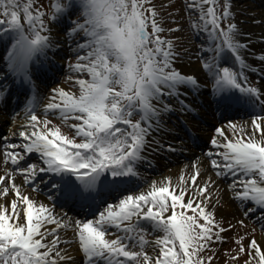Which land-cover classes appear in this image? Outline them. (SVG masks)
<instances>
[{"label": "snow or ice", "instance_id": "obj_1", "mask_svg": "<svg viewBox=\"0 0 264 264\" xmlns=\"http://www.w3.org/2000/svg\"><path fill=\"white\" fill-rule=\"evenodd\" d=\"M43 7L35 0H0V101L13 85L29 93L19 142L0 138L6 169L0 175V264H76L63 247L74 244L82 264H211L217 254L212 245L225 243L223 234L234 227L216 219L224 191L216 181L201 182L204 172L192 162L191 174L182 172L175 183L165 177L136 191L147 183L140 169L151 166L148 153L176 151L158 140L148 147L162 117L174 110L169 101L187 111L181 96L202 88L175 66L181 54L169 36L183 28L166 29L153 0H50L48 12ZM184 10L193 38H201L195 55L217 111L251 110L250 130L249 122L230 119L214 127L204 170L229 181L231 199L264 232V92L249 86L246 75L264 69L244 59L248 45L236 39L230 0H223L222 11L219 0H189ZM53 25L65 40L53 39ZM65 43L74 57L64 81L72 82L71 90L51 89L42 111L71 135L40 117L43 97L36 84L48 70L49 51L55 54ZM258 59L264 62V55ZM15 174L53 206L25 194L13 182ZM54 206L78 207L83 215L56 214ZM244 239L235 240L231 260L246 255L244 264H264L260 243L253 236L245 246Z\"/></svg>", "mask_w": 264, "mask_h": 264}, {"label": "bare ground", "instance_id": "obj_2", "mask_svg": "<svg viewBox=\"0 0 264 264\" xmlns=\"http://www.w3.org/2000/svg\"><path fill=\"white\" fill-rule=\"evenodd\" d=\"M260 5L261 4L258 1H256L255 4L250 5L253 12V15L250 16L253 17L254 19V16L258 13V15H256L258 19L256 22L253 23L251 22L248 26H246V30L244 31L245 34L243 38V41H245L243 43L248 45L247 50L243 52L244 59L245 61L249 60L250 63L247 64H249L252 68H256V69H264V62H261L258 59L260 55H264V10L259 9ZM51 35L53 39L55 36H57L55 37V40L59 38H60L59 41L65 40L64 31H61V33H57V34L53 33ZM198 45H199L198 42L193 43L192 50L195 49V47L197 48ZM0 46H2V44ZM2 49L3 48L0 47V55L4 53V51H1ZM63 50H68V45L66 43L60 47V50L57 51L56 54H61ZM180 63L183 67L190 69V74H192V76L198 79V82L201 83L202 88L200 93L188 91L187 95L185 96V98H189V101L185 102L189 106L188 110L182 112L180 110V106L178 104H175L172 107L174 110L171 113L162 117V122L167 120L166 121L167 125L161 123L160 131L153 132L148 137V142H149L148 145L150 146L155 145L154 140H158L162 144L172 145L176 149V151L174 152H168L164 150L152 151V157L148 156L151 162V166L146 168L144 171H141L142 178H146L147 181H151V180L160 181L165 177H169L171 178L173 183H175L176 181L179 180L182 172L186 176L191 174L192 162H196L199 165L201 171L204 172V175L199 178L201 182H203L205 179L209 177L213 179L214 173L211 171L209 172L204 170L205 167L208 165V161L206 160V158L203 155L202 156L197 155L199 153H197L196 150L190 149V147L193 144H196V140L198 139V137L197 138L194 137V133H197L202 137L208 134L205 130L204 131L199 130V127L203 129L204 127L200 126L197 123V121H195L191 116L196 115L199 117H204L207 112L212 113L213 110L216 109V106L211 102L212 98L210 94V86L209 87L204 86V81L206 80V74L202 72V66L200 64V61L197 59V57L195 56L193 59L191 57H187ZM257 74H259L261 77V81L259 82L260 90L264 92V72H259ZM67 75H69V73H62L60 77L61 80L65 81ZM48 80L50 79L42 80L43 83H46L47 93L44 95V99L42 100L41 107L38 109V111H42L43 106L46 103L47 96L51 94V89L55 88V86L49 87L50 81L47 82ZM61 87L64 88L65 90H68L65 87V85H62ZM12 88L17 89L18 91L21 90L23 93H26V89L24 87L20 88V86L13 85ZM12 100H15V98H12ZM4 102L5 103L3 105H0V109H3L2 113H4V114H0V131H5L9 129L10 136L7 137L12 138L13 133H16L18 135L19 130H21V125L25 122L24 121L25 103L21 102L20 103L21 107L17 109V112L15 110L12 112L11 108L13 106V103L8 102V100H5ZM233 109L235 111L237 110V107ZM250 111L251 110L249 109L245 110V112L248 114L250 113ZM239 113L242 114V111H239ZM172 116L175 118V120H173ZM228 117L229 116H226V118ZM208 119L209 120L207 123L211 125H216V122L213 117H208ZM246 121L249 122V128L247 130H250V119L239 120V123L237 124L243 125ZM169 123H172L173 126L175 125L176 128H173V126L169 127L170 126ZM225 134L228 135L229 138H231V133H229L227 129H225ZM203 145H209L208 141L206 142L201 141L200 146L204 147ZM195 155L197 156L195 157ZM198 157L199 160L197 159ZM186 158H188V160H185ZM35 159L36 157L35 155H33L32 159L29 162H34ZM8 170H11L10 166L8 167ZM5 171L6 169L3 164V153L0 151V175H4ZM13 182L16 185L21 186L25 194L29 195L31 198H35L36 200L41 202L49 203V206H53L51 202L47 201V198L42 193L37 194L32 191L30 186L25 187L23 185V178L19 174L14 175ZM151 182L149 183L150 185ZM37 184L43 189V184H40L39 181L37 182ZM149 187L150 186L142 190H148ZM221 188H223L224 191L220 193L221 200L220 203L217 204L215 213L219 215H233L236 213L235 211H237L236 208L239 209L240 207L233 200H228V197H231V194L227 191V188L225 186ZM140 190L141 189L139 190L137 189L136 191L139 192ZM54 212L56 214H61V215L67 213L68 217L79 218L76 215L69 214L67 210L64 211L63 209H57L55 207H54ZM260 214L261 213L257 212L256 216H259ZM252 218L253 221L256 219V217H252ZM254 224H258V223H254ZM49 227H54V225H50ZM66 238L69 240L73 239V234L71 232H68ZM258 242H260V244L262 245V250H264V241H258ZM63 247H68L69 254L76 261V264H82V254L79 252L78 245L74 244L70 247L64 245ZM68 264H72V262L69 261Z\"/></svg>", "mask_w": 264, "mask_h": 264}, {"label": "rangeland", "instance_id": "obj_3", "mask_svg": "<svg viewBox=\"0 0 264 264\" xmlns=\"http://www.w3.org/2000/svg\"><path fill=\"white\" fill-rule=\"evenodd\" d=\"M256 1H258L261 4L259 6V9L264 10V0H230L231 11L234 14V21H231V22H235L237 25L239 34L236 36V39L240 43L245 42V41H243V38H244V34H245L244 31L246 30V26H248L251 22L252 23L256 22L258 19L256 16V15H258V13L254 16V19H253V17L250 16V15H253V12H252L250 5L255 4ZM188 2H189V0H153V3L157 7V11L159 13V16L164 21L163 26L166 29L169 27H172V28L181 27V28H183V31L176 32V33L170 35L169 38L175 42L176 51L181 54V60L178 61L175 66L178 68V70H180L182 72V74L192 75V74H190V69L183 67L180 63L187 57L194 58L196 56L195 53L197 51V48L195 47V49L192 50L193 43H195V42H198L199 44L201 43L200 37H197L195 39L193 38V32L190 29L189 17H188V14L184 10L185 5ZM41 3H43V5H44L42 10H44L45 12H48V10H49L48 5L50 3V0H35L36 6H39ZM219 4H220V10L222 11L223 0H219ZM169 13H173V15L170 16ZM75 19H76V16H72V17L68 18V20H75ZM172 21H175V23H173ZM54 28H55V25H53L52 29H54ZM57 40L59 41L60 38ZM185 49H188L189 52L185 53ZM48 55L53 60H55L56 63H58V65L60 66V68H62V71H64V73H68L67 65L70 61H74V57L70 56L68 50H63L61 54H57V56H59V57L54 56L51 53H48ZM188 59H190V58H188ZM246 63H250V61L248 60V61H246ZM222 66H228V65L224 64ZM62 71H60V72H62ZM257 73H259V72H253V71L246 70V75L248 76L249 86L257 87L260 89L259 82L261 81V77ZM59 75H60V73L58 74V76L56 73V75L52 78L53 82H52L51 87H53V86L61 87L62 85H65V87L68 90H71V84L70 83H72V82L65 83L62 80L60 81L58 79ZM44 89H45V87L43 88V91H44ZM183 91H186V90L183 89ZM188 100L189 99H185V101H188ZM174 102H175V100L169 101V103L172 107L175 105ZM40 117L44 118L43 112L40 113ZM208 117H212V116L205 115L204 118L202 117V122L203 121L207 122L209 120ZM47 118L52 120V122L54 124H56L58 127L61 128L62 134L71 135V133L69 132V129L67 127H65L64 125H62L55 117L48 116ZM231 120L233 121V119H231ZM165 121L161 122V123L165 124L166 123ZM202 122L198 121L200 126L203 125ZM233 122L239 123V121H233ZM225 123L226 122H222V123L218 124L217 126H222ZM50 127H51V125H50ZM213 129L210 131L211 134H213ZM199 130L204 131V129L201 127H199ZM9 131H10L9 129H7L5 131H1L0 138H3L5 136H10ZM205 131H209V130H205ZM12 140H13V142H19L18 135H16L15 137H12ZM153 148H154V146H153ZM208 150H209V147L205 149V151H208ZM0 151L2 152V150H0ZM150 152L148 153V156L151 155ZM197 155L202 156V154H197ZM197 155H195V157ZM185 160H188V158H186ZM207 166H209V165H207ZM141 170H143V167L141 168ZM212 180L216 181L217 184L220 185V187H224V186L226 187L227 182H229V181H223L222 182V181L218 180L216 178L215 174H213ZM38 181H39V179L37 180V182ZM151 181H147V183L141 184V187L139 189L142 190V189L150 186L149 183ZM228 200H232L231 197H228ZM236 209H237V211H235L236 213L233 215H219V214L215 213L216 219L218 221H221L225 228H227L229 224L233 225L234 227L230 231H227L226 233L223 234L225 237V243H223L222 245H220V244H213L212 245V247L217 250V254L214 257V259L211 261V264H244V261L247 259L246 255L241 256L235 262L232 261L230 258L231 255L235 254L233 251L234 249L237 248V245L235 244V240L238 239L240 236L245 237V239L243 241V244L245 246L249 242V239H251L253 236L257 241H264V236H263L264 232L261 231L260 226L258 224H254L252 222L253 221L252 217L246 218L244 215V212L241 211L240 208L239 209L236 208ZM241 220H243V226H241L239 223V221H241ZM112 238H114V237H112ZM145 238L152 240L153 236L146 235ZM211 255H212V253H211Z\"/></svg>", "mask_w": 264, "mask_h": 264}]
</instances>
